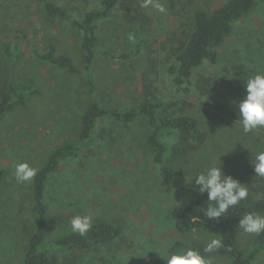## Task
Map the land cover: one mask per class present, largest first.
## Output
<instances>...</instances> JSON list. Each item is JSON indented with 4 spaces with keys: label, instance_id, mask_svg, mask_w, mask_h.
<instances>
[{
    "label": "rangeland",
    "instance_id": "obj_1",
    "mask_svg": "<svg viewBox=\"0 0 264 264\" xmlns=\"http://www.w3.org/2000/svg\"><path fill=\"white\" fill-rule=\"evenodd\" d=\"M48 1L64 5L79 20L98 4V0H0V89L10 82L19 88L33 82L39 91L27 97L25 106L0 118V264H23L34 231V179L18 183L14 162L27 161L40 170L58 147L78 138L91 103L119 110L140 104L152 56L158 64L157 74L150 75L154 93L180 101L178 112L198 120L205 142L186 157L166 156L157 164L145 118L127 126L110 117L98 120L94 135L105 129L106 139L94 137L74 158L61 161L46 185L51 220L46 247L61 259L71 257V252L53 246V240L71 230L74 215H90L92 221L118 227L121 234L110 243L76 252V264H166L158 254L168 245H174V251L178 240L194 236L192 242L204 243L214 235L197 229L183 235L175 229V210L200 196L194 181L187 183L190 178L221 163L225 175L248 189L264 187L250 164L251 152L264 150V128L243 133L232 104L245 95L244 79L264 71V0L234 24L218 48L217 63L197 68L186 90L174 85L170 69L192 36L194 13L212 12L228 0H160L167 14L141 8L142 0H118L112 15L98 22L96 53L126 54L129 59L97 57L90 72L79 74L64 73L35 55L36 50L45 52L54 45L80 70L84 68L82 31L49 17ZM135 9L149 19L139 48L134 46L135 23L127 19ZM176 139L173 133L162 136L168 145ZM163 166L172 169L171 178L163 176ZM203 196L207 198L206 193ZM256 237L242 230L240 249L249 252ZM215 260L232 264L226 257ZM254 264H264V251Z\"/></svg>",
    "mask_w": 264,
    "mask_h": 264
},
{
    "label": "trees",
    "instance_id": "obj_2",
    "mask_svg": "<svg viewBox=\"0 0 264 264\" xmlns=\"http://www.w3.org/2000/svg\"><path fill=\"white\" fill-rule=\"evenodd\" d=\"M117 1L98 0V4L90 9L81 20L73 19L64 5L48 1L45 11L49 17L60 22H70L73 27L82 31L81 47L84 51V68L80 70L70 56L58 52L54 45H51L45 52L36 50V57L67 74L90 72L97 57L111 61L128 60L129 55L126 54L113 56L107 51L96 53L98 22L112 15ZM258 1L228 0L212 12L197 10L194 13L192 36L177 52L171 65L170 71L175 86L183 90L188 89L187 85L197 68L205 62L217 63L218 48L230 36L234 24L253 10ZM127 19L135 23L134 46L139 48V44H142L141 31L146 29L149 19L137 9L134 13L129 11ZM149 61L150 67L143 79L144 98L140 104L131 109L119 110L104 109L97 103H91L82 118V129L78 138L74 142L58 147L38 171L34 178V231L23 264H76L78 258L76 252L83 251L92 244H107L119 238L121 231L118 227L100 220H93L92 227L84 236L69 230L54 238L53 246L60 248L61 251L71 252V257L61 259L56 254H50L46 247V231L51 223L49 207L46 203V185L58 172L61 161L74 158L82 146L94 141V137L106 139L105 129H100L94 135L98 120L110 117L127 126L145 118L150 128L147 138L148 145L152 150L153 160L157 164H162L166 156L173 160L186 157L205 142L206 136L199 128L198 120L192 115L178 112L180 101L163 99L154 93L150 75L157 74L158 64L153 56L149 58ZM91 89H94L93 85ZM29 95H39L33 82L22 88L10 82L0 89V118L16 107L25 106ZM172 133L177 139L173 144L168 145L162 140V136ZM161 171L165 178H171L173 175L169 166H163ZM235 180L240 182L238 179ZM248 191V198L231 208L228 214L219 220L207 219L203 215L207 207V198L204 196L197 197L187 205L179 206L175 210V229L183 235L189 234L193 229L213 233L223 242V247L213 253V256L229 258L232 264H254L264 251V235L257 236L249 252H244L239 247L238 239L242 229L238 224L244 213L251 212L264 216V187L251 186ZM192 244L202 251V242L194 240Z\"/></svg>",
    "mask_w": 264,
    "mask_h": 264
},
{
    "label": "clouds",
    "instance_id": "obj_3",
    "mask_svg": "<svg viewBox=\"0 0 264 264\" xmlns=\"http://www.w3.org/2000/svg\"><path fill=\"white\" fill-rule=\"evenodd\" d=\"M141 8L152 9L157 13L167 14V9L160 0H142ZM132 39V37H129ZM245 95L239 102L232 101L236 109L237 120L243 133H250L258 128H264V71L251 73L243 82ZM250 164L257 177L264 180V150L251 152ZM14 176L18 183L32 181L38 169L30 166L27 161L14 162ZM194 181L195 191L198 195L207 194V207L203 215L207 219L219 220L225 217L229 210L249 196L246 185L225 175L222 165L211 164L198 172L194 178H190L191 184ZM239 228L244 233L256 236L264 235V216L255 213H244L239 219ZM71 230L84 236L92 227V217L90 215H74L70 221ZM194 236H189L185 240H178L179 245L173 251L174 245H168L163 253L158 254L166 264H216L213 253L218 252L223 247L222 240L215 235L203 243L202 251L193 246ZM176 242V243H177ZM155 252L156 251H148Z\"/></svg>",
    "mask_w": 264,
    "mask_h": 264
}]
</instances>
